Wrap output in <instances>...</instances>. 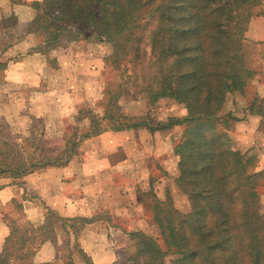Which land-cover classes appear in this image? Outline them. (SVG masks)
Listing matches in <instances>:
<instances>
[{
	"label": "rangeland",
	"instance_id": "374dc122",
	"mask_svg": "<svg viewBox=\"0 0 264 264\" xmlns=\"http://www.w3.org/2000/svg\"><path fill=\"white\" fill-rule=\"evenodd\" d=\"M33 1L44 0H0V19L3 13L10 15L15 12L23 22L32 21L36 14V9L30 5ZM156 4L145 7V17L136 30L140 40L129 41L126 45L130 50L126 53L119 50L116 54L115 47L102 34H94L88 40L66 38L61 49L48 54L35 49L42 42V34L28 33L27 28L21 39L17 36L16 40L15 37L9 40L14 42L4 54V60H9L8 67L0 71L2 149L17 152L25 158L30 154L52 157L56 162L53 166H62L82 157L84 138L81 136L92 132L94 127L101 133L148 120L150 128L139 126L121 130L139 131L135 137L136 148L140 150L147 146L151 155L149 161L147 159L149 174L141 176L137 181L139 188L134 191V196L141 201L135 207L138 215L133 221L115 214L111 206L76 216L64 215L51 206H45L37 217H31L29 203L26 208L25 202L29 196L24 193L14 197L12 190L24 186L31 175L45 168L34 170L22 178L0 173V252L15 229L11 264H27V255L23 253H28L29 262L35 264H96L91 249L95 240L94 244L108 243L110 250L116 253V259L110 264H174L183 259L180 253H167L160 259L153 252H144L143 246L146 238H153L167 250L160 225L154 219L155 207L160 205V209L170 210L167 215L178 223L192 211L189 196L179 185V156L175 149L187 126L174 124L165 129L151 128L165 125L171 117L187 114L184 105L174 99L160 97L152 100L147 92L151 83L158 89L152 79L158 76V61L150 39L158 26L157 16H152ZM235 7L234 13L242 30L241 46L255 73L244 90L227 94L219 126L227 133L231 148L240 151L244 161L247 160V173H259L255 178L259 195L257 206L258 212L264 215V140L258 138L247 150L238 148L230 135L231 122L227 114L236 118H241L242 114L225 112L228 96H233L234 102L248 99L254 95L257 82H264V0H240ZM2 38L0 32V51L4 41L8 40L5 37L3 41ZM79 53L93 55V63L87 66L77 61L75 58ZM63 54H70L72 57L69 59L75 60L69 65L68 61L60 60ZM257 74L260 78L256 77ZM257 98L258 101L254 98L250 104L262 117L260 129L263 130L264 97ZM226 119L228 123H225ZM79 139L81 141L73 148V142ZM70 217L93 220L89 223L73 222L75 226L72 228V222L66 221ZM115 231L123 232L119 233L121 238L113 235ZM137 232L144 233L143 237ZM103 233L109 235L107 240L106 237L97 240L94 236ZM215 258L222 261L223 256L218 253ZM200 260L197 258L191 264H202ZM180 264L187 263L183 261ZM228 264L234 262L229 261Z\"/></svg>",
	"mask_w": 264,
	"mask_h": 264
},
{
	"label": "trees",
	"instance_id": "16d2710c",
	"mask_svg": "<svg viewBox=\"0 0 264 264\" xmlns=\"http://www.w3.org/2000/svg\"><path fill=\"white\" fill-rule=\"evenodd\" d=\"M154 2L157 4L152 16H157L158 26L150 39L158 61V76L152 77L158 89L151 83L147 92L152 100L174 99L184 105L187 114L151 128L187 126L175 149L179 156V185L188 194L192 211L178 223L167 215L170 210L155 207L154 219L160 225L167 250L161 248L157 239L146 238L144 252H153L160 259L167 253H180L183 259L174 264H191L197 258L202 264H264V215L258 212L255 180L259 173H247V160L231 148L227 133L219 126L227 94L244 90L255 73L242 49L240 20L234 13L240 0L33 1L30 5L36 14L32 21L23 22L15 12L1 16L2 40H8L0 51V71L8 67L4 54L14 42L9 40H16L17 36L21 39L26 28L28 33L42 34V42L35 48L42 54L61 49L66 38L88 40L94 34L104 35L116 54L119 50L126 53L130 50L126 45L129 41L140 40L136 30L145 17V7ZM139 50L136 49L138 53ZM253 107L252 104L250 111L257 113ZM227 118L238 119L230 113ZM149 124L148 120H141L114 129ZM91 133L100 131L94 127L81 138ZM1 139L0 173L22 178L56 163L52 157L40 154L25 158L17 152L10 153L2 149ZM80 141H74L73 148ZM79 220L89 223L93 219L70 217L66 221L72 222L73 228V222ZM14 234L15 229L0 252V264H11ZM137 234L143 237L144 233ZM218 253L223 256L222 261L215 258ZM24 254L27 264H35L29 262L28 253Z\"/></svg>",
	"mask_w": 264,
	"mask_h": 264
},
{
	"label": "crops",
	"instance_id": "0c3cea01",
	"mask_svg": "<svg viewBox=\"0 0 264 264\" xmlns=\"http://www.w3.org/2000/svg\"><path fill=\"white\" fill-rule=\"evenodd\" d=\"M69 56L72 57L63 54L60 60L68 61L69 65L75 59L87 66L93 63V55L77 54L75 59H69ZM257 96L264 97V82H257L254 95L250 98L234 102V97L228 96L225 105L226 113L242 114L241 118L230 121V135L242 150L253 147L258 138L264 140V129H260L262 117L248 109L252 99ZM137 132L132 129H108L84 138L81 144L82 157L74 158L62 166H50L36 172L26 180L24 186L13 189L12 196L20 197L24 193L29 196L25 202L26 208L29 203L31 217H37L45 206L69 216L85 215L89 211L96 212L111 206L115 214L123 219L135 220L134 216L138 215L135 207L141 200L134 196V191L139 188L137 181L141 176L149 174L147 159L149 161L151 156L147 146L140 150L136 148ZM119 233L123 234L121 231ZM119 233L115 231L113 235L121 238ZM94 236L97 240L104 237L107 240L109 237L107 233ZM94 243L91 249L96 264H110L116 259V253L110 250L108 243Z\"/></svg>",
	"mask_w": 264,
	"mask_h": 264
}]
</instances>
